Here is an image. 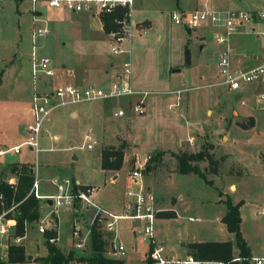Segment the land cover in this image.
Wrapping results in <instances>:
<instances>
[{"label":"rangeland","instance_id":"obj_1","mask_svg":"<svg viewBox=\"0 0 264 264\" xmlns=\"http://www.w3.org/2000/svg\"><path fill=\"white\" fill-rule=\"evenodd\" d=\"M167 2L168 0H147V5L143 6L159 9L158 6ZM228 2V7L243 10L257 9L264 5V0H227ZM36 6L39 7L38 4ZM46 12L48 11L42 9L41 17L46 21L49 33L31 41L29 1L0 0V147L6 150L18 146L19 149L16 154L0 155V160L5 162L0 163V180L9 182L11 179L7 171L9 167H4L6 163L24 160L39 167L35 177L39 181L40 191L43 186L51 188V178L77 180L80 185L96 187L90 195L93 203L110 211H118L124 188L131 187L125 173L131 166V153H150L152 159L141 171L142 182L149 178L148 186L151 192L161 195L162 207L182 209V216L175 218L157 214L153 223V238L156 244L163 247V254L167 258L184 259L186 248L180 243L196 234L206 239L205 232L209 226L215 231L211 238H226L234 243L233 235L224 233L225 236H222L213 223L215 220H211L218 210L217 206H222L214 203V199L218 197L217 189L228 193L231 198L243 199V234L251 250L254 253L260 252L264 248V219L256 214L253 205L257 208L264 205V100L258 97L260 92H264V86L241 84L239 89L231 91L219 85L222 80L216 63L219 46L213 40L212 28L203 26L204 28L195 29L197 34L204 36V46L199 48L200 44L192 34L193 29L187 28L190 31L187 33L184 26L174 24L169 16L160 13L157 15L160 16L157 17V26L147 33H143L135 25L130 26L129 57L135 69L140 66V69L143 67L152 70L151 75H155V72L168 74L171 78L170 88H184L180 95L181 106L178 109L171 108L167 105L169 95L154 94L146 97L141 115L129 113L122 98L61 106L44 118L38 135L40 150L34 154L24 144L27 137L25 127L30 121L26 108L32 88L29 67L31 50L33 49L37 58L47 57L56 73L61 65L63 69H73L86 61V56L81 53L85 44H82L83 38L76 30L81 23L78 25L66 14L54 16L52 12ZM131 15L133 19H137L136 13ZM39 24L42 25L35 23ZM235 39L243 52L252 49L260 53L264 47V41L253 35H237ZM109 44L107 38L99 41L95 54L100 68L110 71L106 83L115 77L121 62L127 59L125 54H111ZM124 45L122 42L121 46ZM146 49H150L149 56L148 53L143 55ZM186 52L188 63L185 61ZM172 69L178 71L170 73L169 70ZM132 78L134 79V74L131 71ZM157 88L165 89L155 86L152 90ZM70 107L77 111L76 116H69L67 110ZM119 108L125 111L123 115L113 113ZM13 125L17 127L13 129ZM199 130L204 132L200 135ZM85 134H90L95 140L90 149L85 147ZM189 136L193 137L191 142H188ZM180 142L178 150L174 149ZM208 143L214 149L208 148ZM109 145H122L125 155V162L121 164V170L113 181H110L112 174L102 170L99 164L100 149ZM206 146L216 160L218 176L207 172L206 161H199L197 165L212 185L206 184L194 173L172 174L177 168L176 151L178 154L191 149L201 150ZM158 152L162 154L158 155ZM167 172L169 174H163ZM230 183L235 186L234 192L230 191L233 187L228 189ZM50 194L52 192L47 195ZM178 194L181 195L180 198L177 197ZM226 198L230 200L226 195L222 201ZM39 200V217L36 221L25 224L20 242L24 252L26 250L27 260H33L45 251L43 233L38 232L37 226L50 207L45 200ZM155 207L157 208L156 204ZM92 216L93 210L82 208L79 204L61 207L56 216L52 215L50 225L52 228L56 227L54 244L63 252H72L70 264H84L77 258L90 255L88 227ZM197 216L202 217V220L195 218ZM73 218L78 219L75 225H82L80 237L83 239L79 240L82 242L80 248L73 246ZM130 224L128 220L119 219L110 232L109 241L121 243L123 253L111 254L109 242L105 245L106 252L103 255L120 259L123 264H145L143 254L147 245L139 235L138 228H131ZM0 243L5 244V248L1 249V256L3 264H7L6 247L13 244L12 234L7 238L0 237ZM17 264L31 263L27 261Z\"/></svg>","mask_w":264,"mask_h":264},{"label":"built area","instance_id":"obj_2","mask_svg":"<svg viewBox=\"0 0 264 264\" xmlns=\"http://www.w3.org/2000/svg\"><path fill=\"white\" fill-rule=\"evenodd\" d=\"M28 1L32 20L31 41L36 37L49 33V27L46 24L35 25L36 22H40L39 9L36 4L68 12H84L91 16L99 17L101 13L109 12L115 5L127 6V16H129V5L131 3V0ZM170 19L174 24L193 30L203 26L212 28L213 40L219 46L216 61L222 75V80L218 83L219 85L225 86L229 90H237L241 84L264 86V61L246 69H231L229 65L232 53L231 39L233 36L247 34L264 40V5L260 8L249 10L202 7L186 12L173 11L170 14ZM129 28L127 18L121 21L120 31L106 33L107 39L110 42L109 52L113 55L125 54L127 59L121 62L119 72L105 86L96 85L92 82L81 84L64 83L54 85L49 91H40L35 86L37 76L42 75L51 78L54 71L47 57L37 58L33 49L31 50L30 74L32 95L30 100V121L26 125L27 137L24 141V144L31 152L36 154L40 150L38 147V135L41 131V124L44 118L58 107L93 100L110 101L122 98L125 100V107L129 113L136 115L143 114L145 99L152 91L137 89L132 85L129 49L121 46L122 42L129 38ZM258 97L264 100V92H260ZM113 113L120 116L125 111L119 108ZM83 138L86 141L85 147L87 149H90L95 144V140L91 138L90 134H85ZM6 152L18 153V146H13L6 150L0 148V155ZM151 159L152 155L150 153H131V166L127 171V178L131 187L124 188L123 199L118 211H110L90 200V195L96 189L95 186H85L83 189H79L78 187L74 188L73 181L67 178L60 180L53 179L51 183L55 187V192L50 195H40L37 192L38 185L34 177L29 192H32L36 198L45 200L46 204L50 207L47 214L38 223V232L43 233L46 230L53 229L50 221L53 219L52 215L56 216L59 208L79 204L82 208L93 210V216L89 225L94 222L103 231L111 232L116 221L119 219L128 220L131 223V228H138L139 235L147 245L143 255L145 260H148V264H225L222 261L202 263L190 255H186L181 260L171 259L163 254V247L156 244L152 234L153 223L158 210L155 207V197L151 191L145 188L141 180V171ZM4 213L0 214V237L7 238L12 234L14 220L12 218H5ZM189 219L192 218L189 217ZM77 220L73 218L71 235L74 240L73 246L80 248L82 247V242L79 240L82 241L83 239L80 237L82 225H75ZM19 238L18 236H12L13 244H18ZM53 240L52 238L49 239L50 242ZM110 246L112 249L111 254H122L124 251L123 245L119 242L111 240ZM3 248H5V244L0 243V261L2 260L1 249ZM232 260H238V258L234 257ZM249 264H264V256L250 258Z\"/></svg>","mask_w":264,"mask_h":264},{"label":"crops","instance_id":"obj_3","mask_svg":"<svg viewBox=\"0 0 264 264\" xmlns=\"http://www.w3.org/2000/svg\"><path fill=\"white\" fill-rule=\"evenodd\" d=\"M143 4L147 5V0H131V3L129 5L130 11H129V16H128L129 27L131 25H135V27H137V29H139L143 33H145V32L147 33L149 31H151L155 26H157V22H158L157 17H160L157 15L160 13H163V14H165V16H169V18H170V14L173 11H177V12H184L185 11L186 12V11H191V10H195V9H200L202 7H209V8H213V9H233V8L228 7L229 2L227 3V0H224L223 2H218L216 0H168V2L165 3L164 5L158 6L159 9H154L155 7H153V8L145 7V6H143ZM38 9H39L40 22H36V23L46 24V21L41 17L42 16V9L48 11L46 13L52 12L54 14V16L66 14V16L70 17L72 19V21L77 22L78 25H80V23H81L80 28H76V30L79 31L78 33H80L81 39L83 38L82 44H85L81 49V53H83L84 56H86V61H85V63L80 64L78 67L73 68V69H71V68L63 69L64 67H63V65H61V69H58L57 73L54 70L55 69L53 67L54 65H52L50 62V65L54 71L53 76L51 78H47V77H44L42 75L37 76V79L35 82L36 89H38L40 91H49L54 85H59V84H64V83L81 84L84 82H92L96 85L105 86L107 84L106 80H108L107 77L109 76L110 71L105 70L103 68H100V66L98 65L97 60L95 58L96 46H97L98 42L103 40L104 38H107L106 34L103 33V31H102L101 22L99 20V17H97V16L94 17V16H91V15L84 13V12H68L65 10L49 8V7H45V6H41V5L38 7ZM132 13L137 14V17H136L137 19H133L131 17ZM53 14H51V15H53ZM30 20H31V13H30ZM31 23H32V20H31ZM185 31L187 33L190 32L187 30L186 27H185ZM192 34L197 39L198 44H200L199 48H202L204 46V43H203L204 36L197 34L196 30H192ZM239 35H247V34H239ZM235 36H237V35H235ZM235 36H233L231 39L232 53L230 56V64H229L231 69H246V68H249L251 66L256 65V62L260 63V62L264 61V47L262 48L260 53L254 52V51H252V49H248V50L246 49V51L243 52V50L239 49V45L237 43V40L235 39ZM159 37L161 38V36H159ZM124 44L125 45L123 47L129 49V55H130L131 49H130V44H129V38H128V40L124 41ZM149 51H150V49L144 50L143 55H145V53H148V56H149L150 55ZM132 52H133V50H132ZM129 60H130V65H131V71L134 74V79L132 78V85L134 86V88L145 89V90L149 89V91H152L151 94H154V95H169L168 97H170V98H167V99H169V100H167L168 106H170L171 108H177V109L181 106L180 95H181V90H183L184 88L183 89L182 88H174V89L170 88L169 85L171 82L170 81L171 78L168 76V74L164 75L162 72H160V73L155 72L156 73L155 75L154 74L151 75L150 72H152V70H149V68L144 69L143 67H141V69H140V66H137L135 69V67H132L130 57H129ZM29 67H30V61H29ZM169 71H170V73L177 72L178 69H172ZM55 75H56V77L54 78ZM31 83H32V80H31ZM149 86H152V87H149ZM155 86L165 88V89L161 90V89L157 88L156 90H152V88ZM176 91H178V92H176ZM231 91H235V90H231ZM31 95H32V88H31V93H30V100H31ZM30 104H31V102L29 101V104H27V108H26L29 112V116H30ZM67 112L69 113V116H76V114H77V111L72 107H70L67 110ZM208 113H209V111L207 110L206 114H208ZM222 118H223V116H222ZM12 127H13V129H15L17 126L13 125ZM203 132L204 131L199 130L200 135ZM209 134H211V133H209ZM192 138L193 137L189 136L187 138L188 142H191ZM49 139H50V137H49ZM225 139H226V136H225ZM181 143L182 142L177 144L174 149L178 150L177 148L180 147ZM210 143H212V142H210ZM210 143H208V145H209L208 148L214 149V146L210 147V145H212ZM0 148H3V147H0ZM160 150H163V149H160ZM195 150L198 151L199 149H194V150L191 149L190 152H195ZM208 152L211 153L210 151H208ZM6 153H10V152H6ZM11 154H13V153H11ZM99 154H100V151H99ZM160 154H162V153H160ZM175 154H177V151ZM1 155H3V154H1ZM130 158H131V156H130ZM15 162H26V161L22 160V161H15ZM124 162H125V155H123V157H122V165ZM0 163H5V162L3 160H0ZM9 163H12V162H9ZM27 163H29V162H27ZM262 168L264 169V163L262 164ZM38 170H39V167L36 168V166H33L34 177H35L36 171H38ZM119 170H121V167L118 170H107L109 173L112 174V175H110V181H113L117 177V173L119 172ZM127 171H125L126 175H127ZM146 172L149 173L150 170H146ZM174 173H178V172H176V171L172 172V174H174ZM152 174H154V173L152 172ZM163 174H169V173L167 172V173H163ZM215 176H218V174H215ZM53 179H56V178H51L49 180V184L51 185V188L43 186L42 190L40 191L39 181L36 178L37 185H38L37 192L40 195H47L50 192L54 193L55 187L51 183V181ZM56 180H60V179L57 178ZM11 181H13L12 177L9 180V182H11ZM73 182L76 185H80L77 180H75ZM148 183H149V178L143 180V184H144L145 188L148 189L149 191H151L150 186H148ZM210 185H212V184H210ZM230 187H233V189L230 190ZM215 188L217 189V187H215ZM228 189L230 191L234 192L235 191L234 190L235 189L234 184L230 183L228 185ZM217 190H218V197L216 199H214V203L217 205L220 204L222 206H217L218 210L216 213L213 214V217L211 218V220L212 219L215 220V222H213V223L216 224L217 230L223 234L222 236H225L224 233H227L229 235V232L226 231L224 224L220 221L221 216L225 212V205H224L222 199L227 195L230 198L232 203L240 201L241 203L239 206V216H240L239 229H240L241 236L244 237L243 238L244 241L246 240L245 243L249 249L250 257L252 258V257L264 256V248L262 247V250L260 252L254 253L251 250L250 245H249L247 239L245 238V236L243 234V229L241 227L242 216H243L242 207L244 206L243 199L242 198H238V199L237 198L236 199L231 198L228 193L220 191L219 189H217ZM152 193L154 194V197H155V204H156V206L160 212V214L158 216H161V215L168 216V217L174 216V218H175V216L176 217L182 216V215H180V214H182V212H181L182 209L181 210H178V209L174 210V209L162 207V201L163 200H162L161 195L158 193H155V192H152ZM177 197L180 198L181 195L178 194ZM253 206L256 209V214L257 213L260 214L262 216V219H264V205H262L260 208H257L256 205H253ZM188 217H191V216L188 215ZM195 218H198L199 220L201 218V220H202V217H199V216H197ZM203 219H205L206 221L209 220V218H203ZM262 225L264 228L263 223H262ZM54 228L56 230V227H54ZM214 232L215 231L213 230V228L211 226H209V228H207V230L205 232V235H206L205 238L206 239H202L198 234H196V235H192L189 239H186V241H184V243H180V245L185 246V244L188 242L228 240L226 238L225 239H218L215 237L211 238V236H213L212 234H214ZM22 238H23V236L19 238L18 244H20ZM55 240H54V243H55ZM21 245H22V243H21ZM57 247H59V246H57ZM25 252H26V250H25ZM232 252H233V255L236 256L237 250H236L234 245L232 246ZM44 254H45V251H43L39 255L43 256ZM27 261L30 262L31 264H35L33 260H26L25 262H27ZM14 264H17V263H14Z\"/></svg>","mask_w":264,"mask_h":264},{"label":"trees","instance_id":"obj_4","mask_svg":"<svg viewBox=\"0 0 264 264\" xmlns=\"http://www.w3.org/2000/svg\"><path fill=\"white\" fill-rule=\"evenodd\" d=\"M127 6L115 5L109 12H103L99 15L103 33L120 31L121 21L127 19ZM208 146V145H207ZM206 148L195 152L182 151L175 155L177 168L176 172L181 174L194 173L199 176L206 184H211L203 170L197 162L206 161L207 172L217 174L218 165L212 158L211 153ZM160 154L159 152L157 153ZM123 146L116 147L109 145L100 149L99 164L102 170H118L122 164ZM8 168L9 177L13 181L7 182L0 180V214L4 213L7 218L14 220L12 236L22 237L24 235L25 224L30 221H36L39 217L40 198L33 196L29 192L33 174V164L27 162L6 163L4 167ZM79 189L85 186L76 185ZM225 212L220 221L224 224L227 232L233 235L234 243L230 240L223 241H200L188 242L185 244L186 255L204 263L210 261H222L225 264H248L250 260L249 249L241 236L239 223L240 201L232 203L228 198L223 201ZM11 208V209H10ZM160 212H156V215ZM110 232L101 230L94 222L89 225V245L90 255L87 257H78V261L84 264H123V261L116 258H109L103 255L106 243H109ZM45 254L33 258L35 264H69L72 258V252L61 251L55 244L56 230H46L43 232ZM54 239L52 242L49 239ZM235 246L237 253L233 255L232 246ZM237 257L238 260H232ZM7 263H22L27 260L21 244H9L6 247ZM145 260V264H148ZM0 264H3L2 260Z\"/></svg>","mask_w":264,"mask_h":264},{"label":"water","instance_id":"obj_5","mask_svg":"<svg viewBox=\"0 0 264 264\" xmlns=\"http://www.w3.org/2000/svg\"><path fill=\"white\" fill-rule=\"evenodd\" d=\"M187 52H186V57H185V61H186V63H188V56H187Z\"/></svg>","mask_w":264,"mask_h":264}]
</instances>
